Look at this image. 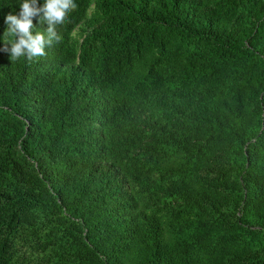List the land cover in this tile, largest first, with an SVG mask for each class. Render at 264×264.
<instances>
[{
    "label": "trees",
    "instance_id": "1",
    "mask_svg": "<svg viewBox=\"0 0 264 264\" xmlns=\"http://www.w3.org/2000/svg\"><path fill=\"white\" fill-rule=\"evenodd\" d=\"M75 2L0 51V264H264V0Z\"/></svg>",
    "mask_w": 264,
    "mask_h": 264
},
{
    "label": "clouds",
    "instance_id": "2",
    "mask_svg": "<svg viewBox=\"0 0 264 264\" xmlns=\"http://www.w3.org/2000/svg\"><path fill=\"white\" fill-rule=\"evenodd\" d=\"M76 9L75 0H20L19 12L4 19L7 28L3 38L7 35L8 40L5 43L3 39L0 51L9 53L11 61L45 57L48 48L61 42L58 30ZM34 20L47 25L46 32L35 30Z\"/></svg>",
    "mask_w": 264,
    "mask_h": 264
}]
</instances>
